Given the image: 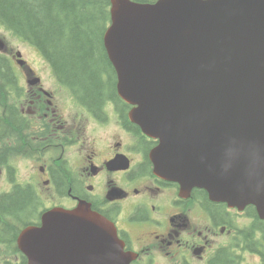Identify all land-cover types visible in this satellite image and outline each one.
<instances>
[{
    "label": "water",
    "instance_id": "obj_1",
    "mask_svg": "<svg viewBox=\"0 0 264 264\" xmlns=\"http://www.w3.org/2000/svg\"><path fill=\"white\" fill-rule=\"evenodd\" d=\"M112 1L104 44L155 172L264 218V0ZM28 264H129L112 223L55 208L19 236Z\"/></svg>",
    "mask_w": 264,
    "mask_h": 264
},
{
    "label": "flooded vegetation",
    "instance_id": "obj_2",
    "mask_svg": "<svg viewBox=\"0 0 264 264\" xmlns=\"http://www.w3.org/2000/svg\"><path fill=\"white\" fill-rule=\"evenodd\" d=\"M0 51V71L18 60L7 44ZM17 67L19 73L9 65L1 76L16 89L0 91V143L7 144L0 176L8 178L0 187V204L15 188L10 162L26 158L34 161L30 175L42 178L52 193L48 201L26 185L33 191L24 209L27 216L33 213L31 222L40 221L48 206L84 203L114 223L133 257L130 264H264V220L254 206L230 207L201 188L182 194L179 183L154 173L151 151L159 141L130 120L132 106L120 98L115 73L116 94L88 110L70 92H61L68 86L55 76L47 75L46 86L35 82L29 66ZM102 78L108 81L105 72ZM58 174L68 182L61 185ZM17 231L15 217L0 213V264L27 263L15 242ZM248 258L254 260L243 261Z\"/></svg>",
    "mask_w": 264,
    "mask_h": 264
},
{
    "label": "trees",
    "instance_id": "obj_3",
    "mask_svg": "<svg viewBox=\"0 0 264 264\" xmlns=\"http://www.w3.org/2000/svg\"><path fill=\"white\" fill-rule=\"evenodd\" d=\"M110 7L111 0H0V18L38 47L61 81L72 87L85 105L97 110L105 96L116 94L115 71L103 42ZM103 72L108 75L107 82ZM57 179L61 185L69 180L59 174ZM32 199L31 187L18 184L12 194L2 198L0 213L19 219Z\"/></svg>",
    "mask_w": 264,
    "mask_h": 264
},
{
    "label": "rangeland",
    "instance_id": "obj_4",
    "mask_svg": "<svg viewBox=\"0 0 264 264\" xmlns=\"http://www.w3.org/2000/svg\"><path fill=\"white\" fill-rule=\"evenodd\" d=\"M6 44L7 46H9L10 50L13 49L14 51H16V53L17 51H20L22 53V57L28 60L32 66H35L42 74H46V69L38 68V66H43V58L41 57V55H39L35 51L34 47L29 42H25L21 40L20 37L15 35L0 18V50L4 49ZM8 57L11 59L13 58L11 54H8ZM33 164L34 161L30 159L17 158L15 160L17 180H27L29 177H32L34 179L33 184L36 185L39 191H42L44 193L45 198L50 201L52 198V193L46 190V186L41 182L42 178L37 175H30V171L34 170ZM5 180V177L2 176V183L0 184L2 187L6 184ZM252 260L254 259L248 258L244 259L243 261Z\"/></svg>",
    "mask_w": 264,
    "mask_h": 264
},
{
    "label": "bare ground",
    "instance_id": "obj_5",
    "mask_svg": "<svg viewBox=\"0 0 264 264\" xmlns=\"http://www.w3.org/2000/svg\"><path fill=\"white\" fill-rule=\"evenodd\" d=\"M120 95V94H119ZM120 97H122L121 95H120ZM192 190V189H191ZM264 190V189H263Z\"/></svg>",
    "mask_w": 264,
    "mask_h": 264
}]
</instances>
